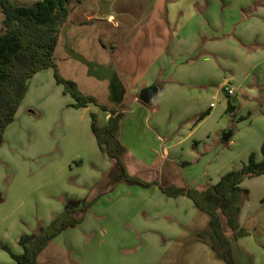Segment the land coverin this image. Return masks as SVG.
I'll return each instance as SVG.
<instances>
[{"label":"rangeland","instance_id":"1","mask_svg":"<svg viewBox=\"0 0 264 264\" xmlns=\"http://www.w3.org/2000/svg\"><path fill=\"white\" fill-rule=\"evenodd\" d=\"M14 1L29 7L39 0ZM176 2L182 6L184 3L187 4L188 0ZM152 3V0H98V2L68 0L66 6L70 12L66 23L81 20L84 18L82 17L84 12L91 13L89 11L91 7L93 12L97 10L96 16L99 20H106L109 15H112L115 23L130 24V20L134 18H145ZM163 3L166 5L165 0ZM173 10L171 9V15ZM196 13L199 11L196 10ZM159 14L163 16V9ZM1 20L0 12V32ZM200 20L202 29L195 42L196 48L189 59L184 60L183 65H198L224 78L227 75V69L217 55L213 54L214 50L210 46L213 39L208 19L200 18ZM66 23L62 26L55 51L54 62L57 73L62 78L75 82L83 95L92 93L94 90L99 93V96H104L102 89L106 87V84L103 82L105 76L102 71L107 67L112 70V78L107 79L110 94L114 75L123 74L117 68V56L111 55L116 50L112 43L115 38L111 36L114 31L91 28L94 25L89 22L84 23L83 27H77L79 30L73 34L71 29L69 33L67 32L69 26ZM195 28H198L196 21L187 26V31L190 32ZM83 37L85 38L81 47L75 50L72 56L69 49ZM96 37L102 42H108L105 49L102 48L101 43L99 44L100 41L96 42ZM115 37H117L116 34ZM141 42L145 46L146 41ZM131 45V50H135L138 54L143 53L145 49L141 46L136 48L138 44ZM125 54V50L122 54L120 53L124 57L123 60L127 61ZM87 57L93 61H86ZM143 63L140 66L136 63L137 68L142 67ZM87 77L90 81L86 80ZM124 85L127 86L128 81L125 80ZM212 87L216 89L217 84ZM252 89L251 95H248L249 98L237 96L238 100L234 97L235 93L233 97L228 98L219 89V97L225 98L228 104L235 106V111L229 113L230 111H224L225 103L217 104L215 115L211 119L212 125L215 120H221L222 123L219 125H222L224 129V132L218 133V149L212 155L213 161L221 167L220 171L239 169L235 167L246 163L250 153H254L260 160V146L264 139V79L263 84L253 85ZM137 91L127 99L128 102L137 100L139 93ZM179 91L182 96L181 103L187 113L184 121L178 124V128L181 130L184 125L192 128L191 126L197 123L198 116L201 114L194 115V109L199 106L198 99L201 97L199 87L187 82L180 87ZM23 100L22 109L5 129L0 145V241L3 239V233L7 232L10 222L15 220L16 223H20L25 220L29 225H33L32 232H34L38 225H48L54 216L63 212V209L72 208L77 202V200L68 202L70 201L68 199L77 197L79 192H84L85 196L91 193L93 189L87 184L91 182L90 173L96 171L95 165L103 158L96 149L89 119L85 116L82 121L81 113L72 109L70 106L72 99L64 95L62 87L55 83L51 70L41 71L29 79ZM141 104L137 100L134 106ZM129 105L124 107L127 108ZM162 107L160 106L161 109ZM146 109L147 113L151 112V108ZM182 110L184 111L183 108ZM124 118L121 126L122 144L130 145L131 149L136 151L142 145H153L148 132V123L144 122L145 114L135 110L132 115H124ZM162 120L164 121V118ZM174 123L175 121L171 124ZM227 132L231 136L224 145L220 142V138ZM85 161L87 165L84 164ZM92 164L95 165L92 166ZM192 172L195 173L196 169ZM242 188L247 191V194L241 209L239 225L248 232V235L233 238L232 232L225 226L224 233L229 239L235 264H264V175L245 179ZM97 201H92L89 210L81 216V219L79 218L80 224L77 227L80 229L77 230V237L74 240L76 246L80 243V234L83 230H90V234L83 238V241L81 240L80 249L70 242V248L78 262L73 261V255L67 251L68 242L65 238L57 236L39 254L36 259L37 264H224L215 258L207 244L197 239V233L207 228L208 217L197 211L190 200L187 201L189 207H186L179 220L167 215L162 218L157 217V221L164 223L169 220L171 225L170 230L160 232L158 235L160 253L158 249L152 248L151 242L146 239L154 232L151 225L155 218L141 217L140 220L146 224L141 221L134 229L131 222L137 218L111 216L112 212H105L104 208V213H93L92 207ZM20 214L22 218H18ZM109 224L120 226L121 241L111 245L108 242L109 235H106L105 243L99 247V231L110 228ZM145 229L148 230L147 236L143 234ZM175 231L178 232L175 241L169 240L167 243L160 238L173 236ZM74 247L76 248L73 249ZM1 250L0 264H14L8 254ZM77 254L81 259L76 256Z\"/></svg>","mask_w":264,"mask_h":264},{"label":"crops","instance_id":"2","mask_svg":"<svg viewBox=\"0 0 264 264\" xmlns=\"http://www.w3.org/2000/svg\"><path fill=\"white\" fill-rule=\"evenodd\" d=\"M176 1L165 0V5L164 0H152L153 3L145 18H134L130 20V24L124 22V24H117L112 15H109L106 20H99L96 16L97 10L93 12L91 7H89L91 13L84 12V15H82L84 18H81V20L66 23L69 26L67 32L69 33L71 29L73 34L79 30L77 27H83L84 23L89 22L94 25L91 28H99L100 31H114L111 36L115 38L112 43L116 50L111 55L117 56V68L124 74H113L115 78L112 81L113 86L109 94L107 79L112 78V70L106 67L102 71L105 76L103 82L106 84V87L102 89L105 93L104 96H99V93L93 89H89L93 90L92 93H86V96L93 97L98 105L104 106L107 112H102L93 105L72 109L78 111L77 113H81L80 119L82 121L87 116L90 122V114L96 115L99 125H104L111 116L108 111L120 110L122 118L119 123V140L122 134L121 126L125 120L124 115H132L135 110H138L145 114L144 122L147 121L148 132L153 140L151 141L153 145H142L137 151L132 150L130 145H124L125 143H123L126 152L121 158L122 166L129 176L139 179L145 184V187L125 184L122 180V170L116 161L102 154L103 158L100 162L97 165L92 164L97 168H95L96 171L90 173L91 182L87 183L93 189L91 193L85 196L84 192H79L77 197H73L72 200L68 199L70 200L68 202L98 200L95 204L97 208L95 205L92 207L93 213L98 212L101 214L105 210V212L111 211V216L137 218L131 222L132 228L142 221L140 220L141 217L151 216L155 218L151 225L154 232L148 235V230L145 229L143 234L148 235L146 239L151 242L152 248L159 250V253L158 235L160 232L164 233L170 230L171 225H169V220L164 223L160 220L157 221V217L162 218L167 215L170 218L175 217L179 220L182 218V213L185 212L186 207H189L187 202L189 199L184 196L168 197L159 190V185H175L176 187L203 190L214 185L222 175L229 171H220L221 167L213 161L212 157L218 149V133L224 132L223 126L219 125V123H222L221 120H215L214 125L211 123L217 104L225 103V112L235 111L233 104H228L225 98L219 97V89L221 90L223 85L227 84L234 89L235 99H237V96L249 98L248 95H251V90H253L252 86L263 84L264 79V0H188V3H184L182 6H179ZM162 9L164 11L163 16L159 14ZM171 9H174L172 15ZM196 10L199 13L195 14ZM200 18L208 19L213 39L210 43L214 50L213 54L217 55L220 62L227 69V75L224 78L205 70L203 67H198V65H183L184 60L189 59L196 48L195 42L202 29ZM195 21L198 28L188 32L187 26ZM115 34L117 37H115ZM60 36L61 31L57 45ZM84 38L77 41L74 47L69 49L72 56L75 50L81 47ZM95 39L96 42L100 41L98 37ZM142 40L146 41L145 46L141 42ZM139 42L143 45L141 46ZM107 43L104 41L99 42L103 49H105ZM131 44H134V46L138 44L136 48H140V46L145 48L143 53L138 54L135 50H131ZM57 45L53 59L56 57ZM120 48L122 50H119ZM123 50L126 53L124 56L128 58L127 61L126 59L123 60L124 57L120 55ZM85 60L93 61L89 58ZM142 62H144V65L137 68L136 63H139L140 66ZM86 80L90 81L89 77ZM125 80L128 81L127 86L124 85ZM187 82L199 87L201 95L198 99L200 101L199 106L194 109V115L196 113H205L206 115L203 119L197 121L195 125H192V128L184 125L183 129L179 130L178 124L184 121V116L187 113L181 103L182 96L179 89ZM214 84H217L218 89L212 87ZM148 88L156 90L150 107L141 104V102L140 106H134L136 99H133V102L127 101L137 90L140 93ZM23 101H21L16 115L22 109ZM71 104H73V101L70 106ZM124 105L129 106L126 108ZM160 106H163L162 109ZM145 107L151 108V112L147 113ZM205 107L206 109H204ZM228 107H230V110H227ZM159 110L161 111L157 112ZM153 113L155 114L151 117ZM162 118H164V121ZM173 121L175 123L171 124ZM220 142L225 145L228 141L223 142L220 138ZM96 149H98L97 146ZM98 152L100 151L98 150ZM250 154H253L255 160L259 161L254 153ZM84 164L87 165V161ZM243 164L245 163H242L240 167ZM240 167H235V169ZM193 169H196L195 173L192 172ZM84 196L85 198H83ZM18 218H22V214ZM142 223L146 224L144 221ZM109 226L110 228L99 231V247L105 243L106 235H109L108 242L111 245L121 241L120 226L116 224L113 226L109 224ZM78 229L80 227L67 230L58 236L64 237L68 242L66 249L72 255L74 252L70 248V242L76 246L74 240L77 237ZM32 231L33 225H29L27 221L16 223L14 220L9 223L7 232L3 233L0 247L4 245L12 253L19 254L21 252L17 243L19 236ZM89 234L90 230L82 231L80 234L81 245L83 238H86ZM177 234L178 232L175 231L173 236L160 238L168 243L169 240L175 241ZM80 243L76 246L79 249ZM76 256L81 259L78 254ZM72 258L73 261L78 262L74 255Z\"/></svg>","mask_w":264,"mask_h":264},{"label":"trees","instance_id":"3","mask_svg":"<svg viewBox=\"0 0 264 264\" xmlns=\"http://www.w3.org/2000/svg\"><path fill=\"white\" fill-rule=\"evenodd\" d=\"M66 1L68 0H39L26 7L14 0H0V145L5 128L15 119L29 79L41 71H52L55 83L62 87L64 95L72 99V108L93 105L100 111L107 112L93 97L81 94L73 81L66 80L57 73L53 54L61 28L67 22L70 12ZM108 112L111 116L104 125H99L96 115L90 114V131L95 144L101 154L116 161L122 170L125 184L145 187L139 179L129 176L122 166L121 158L126 152L118 138L122 114L120 110ZM205 115L200 114L197 121ZM261 175H264V139L260 146L259 161L250 154L245 164L222 175L214 185L203 190L159 185V190L168 197H186L197 211L204 213L208 217L207 228L197 233V239L207 244L217 260L224 264H235L223 227L232 232L233 238L248 235L239 225V216L247 194L240 185L247 178ZM91 203L92 201L87 200L77 201L72 208L54 216L48 225H38L34 232L21 234L17 242L21 250L19 254L12 253L4 245L1 249L14 264H37L36 259L47 244L64 231L76 228Z\"/></svg>","mask_w":264,"mask_h":264},{"label":"water","instance_id":"4","mask_svg":"<svg viewBox=\"0 0 264 264\" xmlns=\"http://www.w3.org/2000/svg\"><path fill=\"white\" fill-rule=\"evenodd\" d=\"M155 94H156V90L155 89H145V90H142L138 97H137V100L139 102H141L143 105L147 106V107H150L152 102H153V99L155 97ZM229 133H225L221 136V140L223 142H227L228 141V138H229Z\"/></svg>","mask_w":264,"mask_h":264},{"label":"built area","instance_id":"5","mask_svg":"<svg viewBox=\"0 0 264 264\" xmlns=\"http://www.w3.org/2000/svg\"><path fill=\"white\" fill-rule=\"evenodd\" d=\"M223 93L226 94L227 97H233L234 96V89L229 87L227 84H224L223 87L221 88Z\"/></svg>","mask_w":264,"mask_h":264}]
</instances>
